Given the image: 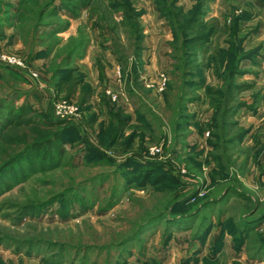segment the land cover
<instances>
[{
	"label": "rangeland",
	"instance_id": "1",
	"mask_svg": "<svg viewBox=\"0 0 264 264\" xmlns=\"http://www.w3.org/2000/svg\"><path fill=\"white\" fill-rule=\"evenodd\" d=\"M18 1L0 0V123L4 106L27 104L73 133L58 167L0 194V264H264V0H155L171 15L95 0L74 16L56 0L43 18L51 0L14 14ZM195 36L207 41L190 47ZM69 68L93 107L104 96L130 118L107 150L53 87ZM147 162L157 186L131 177Z\"/></svg>",
	"mask_w": 264,
	"mask_h": 264
},
{
	"label": "trees",
	"instance_id": "2",
	"mask_svg": "<svg viewBox=\"0 0 264 264\" xmlns=\"http://www.w3.org/2000/svg\"><path fill=\"white\" fill-rule=\"evenodd\" d=\"M24 1L25 0H19L16 6L11 3L6 5L10 7V9L12 8L14 14H16L20 12L19 7L24 4ZM94 1L95 0H57V2H59V7L68 11L70 15L73 16L76 15L79 10L91 9V5ZM153 1L155 2V0ZM55 2L56 0H51L45 4L41 8L39 16L41 18L45 16H56L57 7ZM155 3L158 12L171 15L172 12L170 10L166 11L160 7L163 2ZM106 7L109 9V12L110 10H118V12L120 10L122 12L128 9L130 12H133L129 4L124 2V0H111L109 4H106ZM200 12L203 11H201V9L197 10L198 15ZM126 13L127 14L124 15V20L127 21L130 14L129 12ZM194 20H196V18L192 21ZM188 29L191 30L192 26L189 25ZM134 31L138 32V29L135 28ZM138 39L140 41L141 37L139 36ZM206 41V37L195 36L186 44H190V47H195L196 45L204 44ZM137 48H139V46H137ZM79 56L80 54L76 55V57ZM56 72L57 75L53 82L56 93L65 94L67 99L75 101L82 115L83 126L86 130H89L95 135L97 144L100 148L99 151L101 152V149H109L116 139L130 129V118L122 109L112 104L104 96H102L100 101L93 107L92 103L95 98L94 89L85 83L84 77L78 73L76 68H69ZM4 109L6 113L2 117V123H0V194L8 191L14 186L24 183L33 173L41 171L45 167H53L55 161L56 167H58L60 163H58L57 160H63V144L66 142L69 135L73 133V130L69 128V121L49 119L43 114L37 113L27 104H23L18 108L6 105ZM84 144L87 146L86 149L88 150L86 151L88 154L91 151L94 152V156H92L93 160L91 161L93 164L95 163V165L99 166L107 164V162H103L101 159L98 160V154H100L98 150L90 147L87 141ZM135 167L131 177L140 179V182H151L153 185L157 186L160 184L161 180L165 178L161 175L157 178H153L154 173L159 171V166L155 163L147 162L145 165H136ZM168 179V181H172V179ZM68 199L69 198H67V200ZM112 202H109L110 204H108L107 209L112 205ZM43 206L44 205L21 207L18 209V215L21 218L24 215L34 214L42 210L44 208ZM157 217L159 218L160 216L154 217L151 221H155ZM175 220V218L172 219V221ZM28 245L29 247H39L35 244ZM46 261L47 262L44 264H61V260L59 259L56 261ZM116 264H124V262H119L117 260Z\"/></svg>",
	"mask_w": 264,
	"mask_h": 264
},
{
	"label": "built area",
	"instance_id": "3",
	"mask_svg": "<svg viewBox=\"0 0 264 264\" xmlns=\"http://www.w3.org/2000/svg\"><path fill=\"white\" fill-rule=\"evenodd\" d=\"M6 61L8 62V63H10L11 65L12 64H14V62H15V60H13L12 58H6ZM16 63V62H15ZM17 65V64H16Z\"/></svg>",
	"mask_w": 264,
	"mask_h": 264
}]
</instances>
